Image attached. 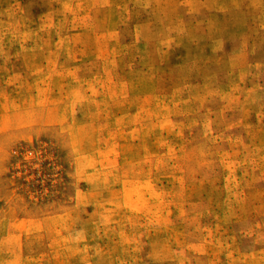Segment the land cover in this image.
<instances>
[{
	"label": "rangeland",
	"instance_id": "obj_1",
	"mask_svg": "<svg viewBox=\"0 0 264 264\" xmlns=\"http://www.w3.org/2000/svg\"><path fill=\"white\" fill-rule=\"evenodd\" d=\"M0 264H264V0H0Z\"/></svg>",
	"mask_w": 264,
	"mask_h": 264
}]
</instances>
